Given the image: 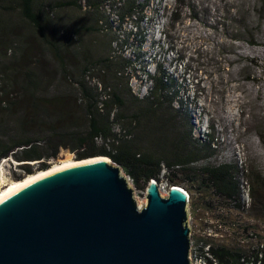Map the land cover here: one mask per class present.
I'll list each match as a JSON object with an SVG mask.
<instances>
[{
    "label": "trees",
    "instance_id": "obj_1",
    "mask_svg": "<svg viewBox=\"0 0 264 264\" xmlns=\"http://www.w3.org/2000/svg\"><path fill=\"white\" fill-rule=\"evenodd\" d=\"M149 1L0 0V161H17L11 177L18 180L47 169L67 147L76 159L109 157L141 189L164 177L190 192L191 213L200 211L214 230L191 234L197 256L210 264H264V238L255 229L264 221V172L239 165L213 134L193 135L181 85L161 64L146 73L152 85L144 96L132 92L135 67L146 70L139 23ZM69 9L83 15L81 24L63 17ZM135 17V30L123 31ZM94 35L95 55L83 37ZM47 57L55 72L45 78L37 69Z\"/></svg>",
    "mask_w": 264,
    "mask_h": 264
},
{
    "label": "rangeland",
    "instance_id": "obj_2",
    "mask_svg": "<svg viewBox=\"0 0 264 264\" xmlns=\"http://www.w3.org/2000/svg\"><path fill=\"white\" fill-rule=\"evenodd\" d=\"M62 15L75 22L77 16L76 23L81 24L83 15L73 9L64 10ZM135 20L137 17L126 21L123 31L135 30ZM139 25L147 36L141 46L145 72L155 75L157 65L161 64L178 81L193 135L199 134L198 130L194 131L196 114L205 135L213 134L217 144L231 151L239 165L245 163L246 167L264 172V0H150ZM83 37L95 55V35ZM39 50L37 46L35 53ZM125 54L133 57L129 48ZM54 61L44 59L37 74L51 77L55 72ZM130 78L132 92H146L152 85L138 66ZM175 101L173 106L178 108L180 104ZM67 105L68 102L63 108ZM114 130L118 131L119 127ZM58 153L60 157L70 153L69 160H76L75 153L67 147L59 148ZM64 161L67 160L56 157L49 162L52 166ZM16 164L12 156L1 159L0 186L16 180L11 177ZM120 169L133 189L137 204L143 206L148 183L141 189ZM245 178L241 177L243 185L248 184ZM158 184L161 194L167 195L172 184L164 177H160ZM188 209L191 234L197 237L205 232L214 234L213 229L205 226V216L200 211L196 216L191 213L190 202ZM256 223L255 229L264 238V221ZM215 236L222 238L220 232Z\"/></svg>",
    "mask_w": 264,
    "mask_h": 264
},
{
    "label": "water",
    "instance_id": "obj_3",
    "mask_svg": "<svg viewBox=\"0 0 264 264\" xmlns=\"http://www.w3.org/2000/svg\"><path fill=\"white\" fill-rule=\"evenodd\" d=\"M97 156L7 187L0 264H192L188 192L163 196L152 178L139 206L120 166Z\"/></svg>",
    "mask_w": 264,
    "mask_h": 264
},
{
    "label": "built area",
    "instance_id": "obj_4",
    "mask_svg": "<svg viewBox=\"0 0 264 264\" xmlns=\"http://www.w3.org/2000/svg\"><path fill=\"white\" fill-rule=\"evenodd\" d=\"M148 64V63H147ZM142 71V70H141ZM145 75H146V77H147V72H145L144 70L142 71ZM132 79L130 80V84L133 86V84H132ZM148 91V90H147ZM147 91L145 92V91H142L141 93H139L138 91H135V93H137L138 94V96H140V97H142V96H144L146 93H147ZM193 115V114H192ZM194 118L196 119V122H195V129H194V131L196 130H198V132H199V134L197 135V136H205V131L203 130V128H202V123H200V121H198L197 120V115L195 114V116H194ZM242 189H243V194H242V198L248 203L249 202V200H250V197H249V193H248V186H247V184L246 183H244V185H242ZM190 258H191V260H192V264H210V263H208V261L206 260V259H203V258H201L200 256H197L196 255V253L194 252V251H192V247H191V249H190Z\"/></svg>",
    "mask_w": 264,
    "mask_h": 264
},
{
    "label": "bare ground",
    "instance_id": "obj_5",
    "mask_svg": "<svg viewBox=\"0 0 264 264\" xmlns=\"http://www.w3.org/2000/svg\"><path fill=\"white\" fill-rule=\"evenodd\" d=\"M149 40H151V38ZM191 104L193 106H195V104L193 102H191L190 105ZM97 157H99V156L92 157V158H97ZM89 159H91V158H89ZM72 162H77V161L76 160H73V159L72 160H67V161H64V162H61V163L54 164V165L48 167L46 170H38V171H35V172L31 173V174H28V175L23 176L21 179L10 181L9 183L0 186V195L7 189L8 186H10L13 183H21V182H24L25 180H27V179H29V178H31L33 176L39 175L41 173H44V172H46V171H48V170H50L52 168H55V167L60 166V165L72 163ZM159 189H160V187H159Z\"/></svg>",
    "mask_w": 264,
    "mask_h": 264
}]
</instances>
